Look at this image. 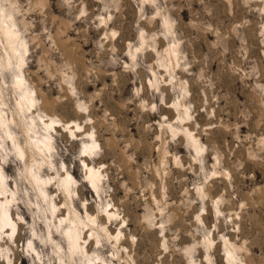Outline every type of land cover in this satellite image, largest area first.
Here are the masks:
<instances>
[{"label": "rangeland", "instance_id": "1", "mask_svg": "<svg viewBox=\"0 0 264 264\" xmlns=\"http://www.w3.org/2000/svg\"><path fill=\"white\" fill-rule=\"evenodd\" d=\"M0 7L26 44L21 71L35 100L19 112L0 39V201L17 223L0 231V264H84L62 228L73 211L97 264H228V250L235 264H264V0ZM30 117L53 119L50 152L29 148ZM35 131L45 134L40 122ZM86 165L101 176L98 192Z\"/></svg>", "mask_w": 264, "mask_h": 264}, {"label": "bare ground", "instance_id": "2", "mask_svg": "<svg viewBox=\"0 0 264 264\" xmlns=\"http://www.w3.org/2000/svg\"><path fill=\"white\" fill-rule=\"evenodd\" d=\"M0 12H1L0 39L3 40L5 44L4 49H5V56L7 59V66L10 67L14 63L16 64L18 75L16 76L15 79V87L20 92V98L17 101V108L21 114H24V112L28 111L35 103L34 98L30 95V91L25 86V80L21 71L22 65L24 63L23 54L27 51L26 44L20 37L16 22L11 16L10 12L7 11L6 9H3L2 7H0ZM0 115L2 114L0 113ZM29 122H30L28 124L29 130L32 131L33 133V137L27 138L29 148L38 154L50 152V150L52 149V144H51L52 136L50 134V129H52L51 126L53 123V119L49 118V122L46 123L44 120L40 119V121H37L35 117H30ZM39 122L45 131V134L42 136L41 135L36 136L37 132L35 131V128ZM9 124H10L9 120L6 121L5 123L6 137L13 143V146L15 147L16 151L21 156H24L25 151L23 148L19 146L17 140L12 136V133L9 128L10 126ZM97 147L98 146L96 142L92 141L90 146H85V152L91 154ZM86 168L88 169L87 180L91 183V187L96 192H98L100 189L99 184L101 182V176L97 172H95L93 167L86 165ZM29 173L36 187L41 188V185L43 184V180L41 179V176L33 173L32 169L29 170ZM74 183H75L74 179L69 174H67L61 180L62 191L64 193L70 194V187ZM6 188H7L6 178L3 175V172L0 170V194H4ZM40 194L43 196L44 199L47 198L48 196V192L45 190H40ZM71 214H72L71 217L67 218L68 225L62 227L65 233L64 237L69 245L70 257L72 258L77 254H79L86 259L84 264H97L91 258H88V253L86 249L83 247L84 242L81 239L80 219L75 215L74 211ZM107 215L109 218L114 216L109 213H107ZM88 219L89 222H93L90 216H88ZM62 221H60V223H62ZM16 224L17 223H15V221L12 218V213L9 209V202L7 201V199H5L4 202L0 201V231L4 230L5 233H8V231L11 230V232H13L15 230ZM105 233L106 235L110 236V233L108 231H105ZM224 261L225 263L228 264L236 263L237 258L232 250H228L226 252Z\"/></svg>", "mask_w": 264, "mask_h": 264}]
</instances>
